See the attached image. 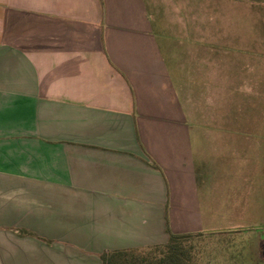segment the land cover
I'll list each match as a JSON object with an SVG mask.
<instances>
[{"label": "crops", "instance_id": "crops-1", "mask_svg": "<svg viewBox=\"0 0 264 264\" xmlns=\"http://www.w3.org/2000/svg\"><path fill=\"white\" fill-rule=\"evenodd\" d=\"M167 4L0 0V264H102L205 227L189 85L221 69Z\"/></svg>", "mask_w": 264, "mask_h": 264}, {"label": "rangeland", "instance_id": "rangeland-1", "mask_svg": "<svg viewBox=\"0 0 264 264\" xmlns=\"http://www.w3.org/2000/svg\"><path fill=\"white\" fill-rule=\"evenodd\" d=\"M170 2L169 12L188 16L194 63L208 60L221 69L218 78L214 66L210 82L189 85L198 182L209 197L201 212L205 227L186 233L193 264H262L264 0Z\"/></svg>", "mask_w": 264, "mask_h": 264}, {"label": "trees", "instance_id": "trees-1", "mask_svg": "<svg viewBox=\"0 0 264 264\" xmlns=\"http://www.w3.org/2000/svg\"><path fill=\"white\" fill-rule=\"evenodd\" d=\"M169 233V232H168ZM186 233H169L164 243L138 248H120L104 251L102 264H193V246Z\"/></svg>", "mask_w": 264, "mask_h": 264}, {"label": "flooded vegetation", "instance_id": "flooded-vegetation-1", "mask_svg": "<svg viewBox=\"0 0 264 264\" xmlns=\"http://www.w3.org/2000/svg\"><path fill=\"white\" fill-rule=\"evenodd\" d=\"M259 232V231H258ZM259 233H261V232H259ZM261 261H263L264 259H260ZM262 264H264V263H262Z\"/></svg>", "mask_w": 264, "mask_h": 264}]
</instances>
